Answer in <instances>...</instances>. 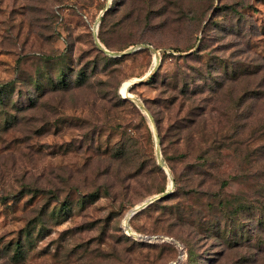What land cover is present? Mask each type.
I'll return each mask as SVG.
<instances>
[{
  "label": "rangeland",
  "instance_id": "1",
  "mask_svg": "<svg viewBox=\"0 0 264 264\" xmlns=\"http://www.w3.org/2000/svg\"><path fill=\"white\" fill-rule=\"evenodd\" d=\"M204 36L224 61L205 77L188 68ZM238 64L264 68V0H0V264H264L244 178L198 157L208 130L264 162V130L244 126L260 104L225 94L221 123L182 121V104L216 110Z\"/></svg>",
  "mask_w": 264,
  "mask_h": 264
},
{
  "label": "trees",
  "instance_id": "2",
  "mask_svg": "<svg viewBox=\"0 0 264 264\" xmlns=\"http://www.w3.org/2000/svg\"><path fill=\"white\" fill-rule=\"evenodd\" d=\"M207 23L206 25L209 27L210 25H213L214 21H209ZM192 47H194V44L189 46L188 49H191ZM207 48H209V45L207 44L206 38L204 36L202 37V39H200V43L197 46V48L190 55L191 58L193 59V64L189 65L188 68H190L191 70L195 69L200 74V76L201 74L204 76V74L201 71V66L203 65V63H205L207 59L210 60L209 68L211 70L215 68L217 61L224 62L223 60H221V58L214 57L213 54L210 55L208 52H205L206 51L205 49ZM176 51H180V50L178 49ZM182 51H185V50H182ZM161 61H163V58H161ZM242 63H246V62H242ZM238 65L241 71L237 72L235 69H233L232 76L230 77L233 83L227 85L225 90H223V87L225 85L224 83H222V81L218 82L215 88L209 89L210 91L213 92V94L207 98V101L210 104L214 103L216 110H214L213 108L208 109L207 105L198 106L197 103H195L194 101L190 103L189 105H187L184 109H183V104H182V112L183 110H186L184 118H182V121L184 119H187V123H186L187 125L192 126L194 124L193 126H197L199 130H207L206 128L211 125V124H208V121L210 123L212 122V119H211L212 117L211 116L209 118L207 117V110H210V111L219 113V116H216L215 119H216L217 124L218 122L221 123L222 117L227 114L223 111V109H226V107H224V104H223L224 102L222 100L223 96L226 94L230 96L231 100L233 99V97H235V100H237V103H236L237 107L240 104L244 105V103H246L247 101H250V103L252 102L254 105L256 103H259L260 107L255 108V109L258 110L261 114H257L254 111H249L248 116L245 119V120L249 119V122L247 121L244 124V126L245 128L250 127L252 130H255V126L257 125L256 123L258 122L260 123L261 130H264V72L262 73V76H261V80H262V81L260 80L261 82L257 84H252V85L246 84L244 86L239 87L238 88L239 90L234 91V89L236 88V86H234L235 80L241 77L243 78L244 82L247 79L251 80L250 76L254 74H258L259 72L263 71L264 68H261V66H258V70H255L253 67H250L248 65H246L245 67H241L240 64ZM184 74L185 73L180 69L179 73L176 72L172 74V79H173L174 84H176L179 78L181 79L182 81L181 91L182 93L185 94L186 88L190 85V83L188 82L189 80H186V78H184L183 76ZM209 74H210V71H209ZM153 77H155V74L154 76L150 77V79ZM192 77L195 78V76H192ZM58 83L60 84L59 86L61 88H66L68 86V83L64 81L63 75L59 77ZM178 87L179 85H175L173 88H170V90L179 92ZM4 88H5L4 86H0V105L3 107V109H4V105L6 104L3 98L4 94L6 93V90ZM198 90L200 91H198L197 93L202 92L201 89H198ZM191 94L195 95L196 91L193 90ZM252 99H255V100H252ZM169 103H167V106L165 108L168 107ZM217 103L219 105V108H218ZM197 117L199 118L197 119ZM156 122H157V125L159 126V118H156ZM187 125L185 126L182 125V128H186ZM224 125L225 124H223L219 130H223ZM220 137L221 136L217 137L216 134L207 130L201 136L200 141H202L203 143H205V141H212V143L217 144V146L211 147L210 149L209 147L203 149L198 157L205 159L206 155H209L211 151L215 152V155L217 157L221 155H223L224 157H229V156L231 157V160L228 163V167L232 171V175H234L235 177L241 175L244 178V185L246 186L245 188H247V191L244 189L247 195V196L245 195V198L248 201V204H249L248 207L250 210L254 211L252 216L257 221V224L258 225L260 224L261 226H263V229H264V162L262 163L259 162V159H260V155H259L256 159L253 158V160H250L249 163L245 165V163L249 160L248 153L246 154L239 153L238 147L233 145L234 142H232L230 145V142L232 141V136L230 135L222 136L220 139V141L222 142L225 140L228 141V145H225L223 143L221 144V142L217 140ZM223 149L228 150L229 153L222 154L221 151ZM235 157H238V158L242 157L243 158V160H241L242 163L237 162L235 164L233 162ZM226 183H227L226 179L222 180L221 186H224ZM238 210L239 209H237L236 212H238ZM252 249L254 251L253 252V255H254L253 262L257 263L259 262V260H261L264 254V247L262 246L260 236H258V242L257 244L252 246ZM238 262L239 260H237L233 264H237Z\"/></svg>",
  "mask_w": 264,
  "mask_h": 264
},
{
  "label": "bare ground",
  "instance_id": "3",
  "mask_svg": "<svg viewBox=\"0 0 264 264\" xmlns=\"http://www.w3.org/2000/svg\"><path fill=\"white\" fill-rule=\"evenodd\" d=\"M149 74V73H148ZM147 76V75H146ZM145 76V77H146ZM145 77L143 78V79H140V80H138V82H141V81H144L145 80ZM134 83V82H133ZM132 84V83H131ZM128 93V92H127ZM129 95V94H128Z\"/></svg>",
  "mask_w": 264,
  "mask_h": 264
},
{
  "label": "water",
  "instance_id": "4",
  "mask_svg": "<svg viewBox=\"0 0 264 264\" xmlns=\"http://www.w3.org/2000/svg\"><path fill=\"white\" fill-rule=\"evenodd\" d=\"M135 212H136V210H135V211H132L131 214H133V213H135Z\"/></svg>",
  "mask_w": 264,
  "mask_h": 264
},
{
  "label": "built area",
  "instance_id": "5",
  "mask_svg": "<svg viewBox=\"0 0 264 264\" xmlns=\"http://www.w3.org/2000/svg\"><path fill=\"white\" fill-rule=\"evenodd\" d=\"M102 1H106V2H107V1H109V0H102Z\"/></svg>",
  "mask_w": 264,
  "mask_h": 264
}]
</instances>
